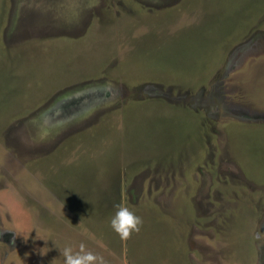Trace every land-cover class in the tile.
Returning a JSON list of instances; mask_svg holds the SVG:
<instances>
[{"label": "rangeland", "instance_id": "rangeland-1", "mask_svg": "<svg viewBox=\"0 0 264 264\" xmlns=\"http://www.w3.org/2000/svg\"><path fill=\"white\" fill-rule=\"evenodd\" d=\"M81 244L264 264V0H0V264Z\"/></svg>", "mask_w": 264, "mask_h": 264}, {"label": "clouds", "instance_id": "clouds-1", "mask_svg": "<svg viewBox=\"0 0 264 264\" xmlns=\"http://www.w3.org/2000/svg\"><path fill=\"white\" fill-rule=\"evenodd\" d=\"M142 224L141 217L126 206H117V211L110 220V225L121 239H127L133 232H138ZM78 252H73L71 246H66L62 255L64 264H106L103 256L86 251L84 245L79 246Z\"/></svg>", "mask_w": 264, "mask_h": 264}]
</instances>
